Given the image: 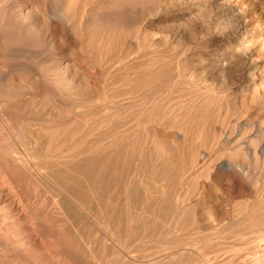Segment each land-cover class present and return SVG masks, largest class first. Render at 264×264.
I'll list each match as a JSON object with an SVG mask.
<instances>
[{"label": "rangeland", "instance_id": "374dc122", "mask_svg": "<svg viewBox=\"0 0 264 264\" xmlns=\"http://www.w3.org/2000/svg\"><path fill=\"white\" fill-rule=\"evenodd\" d=\"M0 194V264H264V0H0Z\"/></svg>", "mask_w": 264, "mask_h": 264}, {"label": "bare ground", "instance_id": "6f19581e", "mask_svg": "<svg viewBox=\"0 0 264 264\" xmlns=\"http://www.w3.org/2000/svg\"><path fill=\"white\" fill-rule=\"evenodd\" d=\"M65 68H66V67H65ZM69 69H70V68H69ZM51 72H52V71H51ZM51 75H52V74H51ZM36 79H37V78H36ZM31 80H32V79H31ZM39 108H40V107H39ZM34 126H35V125H34ZM35 127H36V126H35ZM39 130H40V129H39ZM33 131H34V130H33ZM35 132H36V131H35ZM37 132H38V131H37ZM83 134H84V133H83ZM83 134H82V135H83ZM85 134H86V133H85ZM85 134H84V135H85ZM82 138H83V137H82ZM4 177H5V176H4ZM1 178H2V177H1ZM3 184H4V183H3ZM3 186H4V185H3ZM10 189H11V188H10ZM13 189H14V188H13ZM6 194H7V193H4V195H6ZM0 195H1V194H0ZM4 195H2V196H4ZM10 195H11V194H10ZM7 196H9V195L7 194ZM9 197H10V196H9ZM9 197H6V198H9ZM11 197H12V195H11ZM11 197H10V198H11ZM4 201H5V200H4ZM8 201H9V200H8ZM8 201H7V202H8ZM10 202H11V201H10ZM18 202H19V201H18ZM11 203H12V202H11ZM13 204H14V203H13ZM16 204H17V203H16ZM16 204H15V205H16ZM0 205H1V204H0ZM11 205H12V204H11ZM15 205H14V206H15ZM17 205H18V204H17ZM17 205H16V206H17ZM7 206H8V203H7ZM16 206H15V207H16ZM0 207H2V206H0ZM4 207H6V204H5ZM12 207H13V206H12ZM7 208H8V207H6V209H7ZM19 208H20V207H19ZM19 208H18V209H19ZM21 210H22V209H21ZM0 211H1V210H0ZM0 214H1V215H4L2 212H1ZM4 217H6V216H4ZM2 218H3V217H2ZM16 218H18V216H17ZM0 219H1V217H0ZM8 219H10V218H8ZM8 219H7V220H8ZM18 219H19V218H18ZM21 219H22V218H21ZM21 219H20V220H21ZM2 220H3V219H2ZM10 220H11V219H10ZM20 220H18V222H19ZM24 221H25V220H24ZM3 222H5V224L7 223L6 220H4ZM8 222H10V221L8 220ZM11 222H12V221H11ZM11 222H10V223H11ZM13 222H14V221H13ZM21 222H22V221H21ZM33 223H34V222H33ZM2 224H3V223H2ZM13 224L17 225L16 223H13ZM6 225H7V224H6ZM24 225H25V224H24ZM4 226H5V225H4ZM7 227H9V225H8ZM10 227H11V226H10ZM12 227L14 228V226H12ZM12 227H11V228H12ZM11 228H10V229H11ZM2 229H3V228H2ZM13 230H15V228H14ZM18 230H19V229H18ZM258 232H259V231H258ZM34 233H35V232H34ZM33 237H34V236H33ZM257 252H258V251H257ZM258 253H259V252H258ZM256 255L258 256V254H256Z\"/></svg>", "mask_w": 264, "mask_h": 264}, {"label": "built area", "instance_id": "2783aa9c", "mask_svg": "<svg viewBox=\"0 0 264 264\" xmlns=\"http://www.w3.org/2000/svg\"><path fill=\"white\" fill-rule=\"evenodd\" d=\"M259 257H260L261 261L264 263V242H263Z\"/></svg>", "mask_w": 264, "mask_h": 264}]
</instances>
